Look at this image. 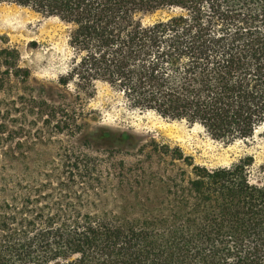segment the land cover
Instances as JSON below:
<instances>
[{
    "label": "trees",
    "instance_id": "obj_1",
    "mask_svg": "<svg viewBox=\"0 0 264 264\" xmlns=\"http://www.w3.org/2000/svg\"><path fill=\"white\" fill-rule=\"evenodd\" d=\"M0 4L58 18L73 51L48 87L18 49L0 48V91L13 94L0 113V264H264V162L247 155L211 169L179 148L144 145L141 168L155 156L173 168L157 180L160 195L130 197L116 186L154 175L94 153L108 144L95 135L113 136L87 133L85 102L103 82L132 108L199 125L213 139L253 136L264 129V0ZM159 10L178 13L137 19Z\"/></svg>",
    "mask_w": 264,
    "mask_h": 264
},
{
    "label": "rangeland",
    "instance_id": "obj_2",
    "mask_svg": "<svg viewBox=\"0 0 264 264\" xmlns=\"http://www.w3.org/2000/svg\"><path fill=\"white\" fill-rule=\"evenodd\" d=\"M177 13L159 10L139 13L137 19L152 24ZM69 34L70 26L58 18L46 17L16 5L0 4V48L18 49L21 54L20 64L31 71L38 84L58 86L60 76L69 69L73 58V51L68 44ZM12 95L5 96L0 91V113L10 112ZM85 102L86 111L90 112L87 133L105 131L113 136L102 140L95 135L98 142L108 144L95 148L94 153L116 161L124 160L133 166L128 173L142 170L147 176L150 173L154 175L152 183L116 186V191L122 190L129 196L136 192L160 195L165 190V184L157 180L164 170L173 168L170 160L161 156H155L154 166L144 165L145 168H141L138 161L144 160L140 156V149L144 145L150 149L155 144L159 147L179 148L187 157L193 158L197 165L211 169L229 166L247 155H253L257 163L264 162L263 128L246 139L233 142L216 140L199 125H190L186 121H167L154 112L132 108L122 94L103 82L96 83L93 97ZM14 118L12 114L6 120L9 130L14 129L11 122ZM128 203L135 205L132 199ZM119 204L125 202L120 201ZM110 205H118V202H111Z\"/></svg>",
    "mask_w": 264,
    "mask_h": 264
}]
</instances>
